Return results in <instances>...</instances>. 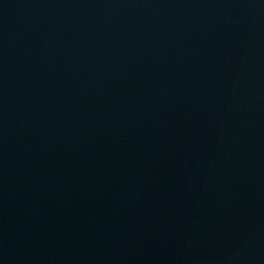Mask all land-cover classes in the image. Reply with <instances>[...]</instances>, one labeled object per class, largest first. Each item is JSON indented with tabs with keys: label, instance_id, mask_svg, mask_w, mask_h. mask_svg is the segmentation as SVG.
Wrapping results in <instances>:
<instances>
[{
	"label": "water",
	"instance_id": "water-1",
	"mask_svg": "<svg viewBox=\"0 0 264 264\" xmlns=\"http://www.w3.org/2000/svg\"><path fill=\"white\" fill-rule=\"evenodd\" d=\"M0 264H264V0H0Z\"/></svg>",
	"mask_w": 264,
	"mask_h": 264
}]
</instances>
